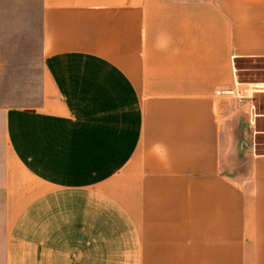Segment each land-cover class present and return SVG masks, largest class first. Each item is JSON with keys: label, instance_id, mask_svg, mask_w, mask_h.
I'll list each match as a JSON object with an SVG mask.
<instances>
[{"label": "crops", "instance_id": "crops-1", "mask_svg": "<svg viewBox=\"0 0 264 264\" xmlns=\"http://www.w3.org/2000/svg\"><path fill=\"white\" fill-rule=\"evenodd\" d=\"M262 62L264 0H0V264H264Z\"/></svg>", "mask_w": 264, "mask_h": 264}, {"label": "rangeland", "instance_id": "rangeland-1", "mask_svg": "<svg viewBox=\"0 0 264 264\" xmlns=\"http://www.w3.org/2000/svg\"><path fill=\"white\" fill-rule=\"evenodd\" d=\"M264 64V62H262ZM261 63V64H262ZM259 63H248V62H240L238 63V65L240 66H246V65H256ZM239 77L240 79L244 80L247 78L253 77V75L250 74V71H239ZM256 77H262V79H259L257 81H264V75L257 74ZM256 79V78H254ZM255 84H252V86ZM38 88H27V89H22V88H16L13 89L12 91L8 90V93L6 91V89H4L3 94H0L1 98H5L7 100H11L15 103H19V104H34L36 102H38L39 99V92H38ZM1 92V91H0ZM253 102L255 104L256 110H260V109H264V91L262 90H258L254 92L253 95ZM256 127L257 128H262L264 127V122L258 120L256 121ZM253 131V130H252ZM251 131V132H252ZM260 130L256 131V134L250 132V134H246L245 137L242 139V141L247 144L252 145L253 148V144H255L256 142V148L257 150H263L264 149V134H260L259 133ZM254 134V135H253ZM245 170L247 172V176H250V172L248 169V165H246Z\"/></svg>", "mask_w": 264, "mask_h": 264}, {"label": "built area", "instance_id": "built-area-1", "mask_svg": "<svg viewBox=\"0 0 264 264\" xmlns=\"http://www.w3.org/2000/svg\"><path fill=\"white\" fill-rule=\"evenodd\" d=\"M249 89L252 92H255L258 90L264 91V83H259V84L256 83L255 85L251 86ZM246 91H247L246 88L239 87L237 86V84L236 85L234 84L231 87H221V88L216 89L217 94H229V95H232V94L244 95Z\"/></svg>", "mask_w": 264, "mask_h": 264}]
</instances>
